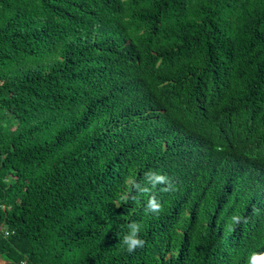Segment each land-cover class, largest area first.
I'll list each match as a JSON object with an SVG mask.
<instances>
[{
	"label": "trees",
	"instance_id": "16d2710c",
	"mask_svg": "<svg viewBox=\"0 0 264 264\" xmlns=\"http://www.w3.org/2000/svg\"><path fill=\"white\" fill-rule=\"evenodd\" d=\"M0 227V264H264V0H0Z\"/></svg>",
	"mask_w": 264,
	"mask_h": 264
},
{
	"label": "clouds",
	"instance_id": "9594fccd",
	"mask_svg": "<svg viewBox=\"0 0 264 264\" xmlns=\"http://www.w3.org/2000/svg\"><path fill=\"white\" fill-rule=\"evenodd\" d=\"M158 179L163 181L165 178L164 177H158ZM148 207L153 212H157L158 213L159 211H162L161 204L157 203L155 200L150 201ZM127 241H128V238L125 237V242H127ZM143 243L144 242L142 240H139V239L131 241V243L129 244L128 251L131 252L132 250H134V248L136 246H142Z\"/></svg>",
	"mask_w": 264,
	"mask_h": 264
},
{
	"label": "built area",
	"instance_id": "2783aa9c",
	"mask_svg": "<svg viewBox=\"0 0 264 264\" xmlns=\"http://www.w3.org/2000/svg\"><path fill=\"white\" fill-rule=\"evenodd\" d=\"M0 229H1V230H3V228H2V227H0ZM6 234H8V232H6ZM23 264H27V263H26V262H23Z\"/></svg>",
	"mask_w": 264,
	"mask_h": 264
}]
</instances>
